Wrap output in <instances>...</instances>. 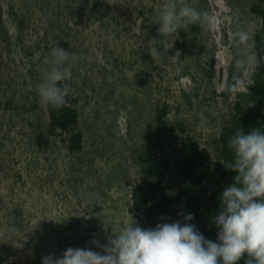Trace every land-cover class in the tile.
Instances as JSON below:
<instances>
[{
	"label": "rangeland",
	"instance_id": "1",
	"mask_svg": "<svg viewBox=\"0 0 264 264\" xmlns=\"http://www.w3.org/2000/svg\"><path fill=\"white\" fill-rule=\"evenodd\" d=\"M258 1L187 0L212 20L199 33L183 28L184 38L158 32L166 0H0V264H41L69 247L101 252L93 241L138 223L128 180L162 164L171 188L183 140L217 158L235 101L227 82L244 92L254 71L241 62L256 54ZM62 43L85 136L78 153L50 134L37 91ZM157 48L162 59L149 53Z\"/></svg>",
	"mask_w": 264,
	"mask_h": 264
},
{
	"label": "clouds",
	"instance_id": "2",
	"mask_svg": "<svg viewBox=\"0 0 264 264\" xmlns=\"http://www.w3.org/2000/svg\"><path fill=\"white\" fill-rule=\"evenodd\" d=\"M207 12L196 9L184 0H166L158 14V32L165 36L178 33L193 24L211 22ZM247 40V33H240ZM166 51V50H165ZM153 59H162L159 48L149 51ZM51 67L37 87L45 105L60 109L67 103L72 71V53L60 47L50 52ZM254 68L264 66V57L249 55L245 61ZM232 162L226 169L237 173L234 182L219 196L221 210L214 216L216 241L208 240L194 224L179 220L142 229L135 222L114 232L108 243L96 252L84 248H67L60 256L48 255L41 264H237L245 253V264H264V131L252 129L247 134L239 128L228 142ZM191 214L185 221H191ZM103 253V254H101Z\"/></svg>",
	"mask_w": 264,
	"mask_h": 264
},
{
	"label": "trees",
	"instance_id": "3",
	"mask_svg": "<svg viewBox=\"0 0 264 264\" xmlns=\"http://www.w3.org/2000/svg\"><path fill=\"white\" fill-rule=\"evenodd\" d=\"M251 11L261 19V27L254 33L256 54L264 57V0H259L251 7ZM199 33L200 24L190 25ZM184 38L187 32L181 30ZM62 43V48L64 47ZM70 94L67 103L60 109L46 106L49 116L50 134L62 137L71 153L84 149L85 136L80 129L81 112L77 107V99L73 95V86L67 81ZM224 95L235 94V101L229 119L222 128L219 137L220 148L213 161L208 148L193 140H183L180 147V159L173 167L171 188L166 184V167H148L144 170L139 182L127 181L131 189V209L138 218L137 225L142 229L155 228L157 224L173 223L177 220L194 224L206 239L216 241L218 229L213 217L219 214L221 205L219 196L223 190L233 184L236 172L226 169L232 162V153L228 148V140L239 129L247 134L252 129L264 131V66L254 68L247 90L239 92L231 77L227 82ZM230 95V94H229ZM169 109L164 106L158 109L156 121L159 130L165 128ZM37 140L41 145L49 144V138L39 133ZM191 214L193 219L185 221L184 216ZM247 253L237 262L245 264Z\"/></svg>",
	"mask_w": 264,
	"mask_h": 264
}]
</instances>
